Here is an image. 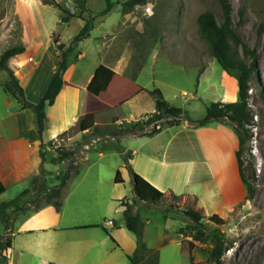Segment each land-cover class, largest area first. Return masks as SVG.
<instances>
[{
  "label": "rangeland",
  "instance_id": "1",
  "mask_svg": "<svg viewBox=\"0 0 264 264\" xmlns=\"http://www.w3.org/2000/svg\"><path fill=\"white\" fill-rule=\"evenodd\" d=\"M56 1L66 9L67 13L71 12L75 15L70 22H61L62 11L54 5L43 3L42 0H39L38 4H31L29 14L24 13L28 6L26 0H0V51L13 46H24L26 51L31 52L43 51V47L44 51H56L55 45L52 44V34L54 37L59 34V40L68 45L83 26L85 19L91 17L94 26L90 36L81 41L70 54L72 59H76L78 51L86 52L80 63L85 71L88 72L95 63L104 59L103 55L107 57L106 62L119 56L126 63L124 72L127 76L135 78L141 84L150 82L148 85L150 89L162 90L163 94L168 96L174 105L182 107L184 114L192 120L204 118L207 115L206 106L211 102H232L238 99L237 72L226 71L212 56L198 24V17L204 11H211L219 23L223 22L224 9L220 0H149L147 3L136 5L128 12L122 8V2L125 0H112L116 4L105 14L100 13L106 5L105 0H86L87 10L84 11L77 7V0ZM227 2L230 6L233 27L244 43L255 51L254 59L250 56L247 58L249 62L254 60L256 69L248 89V107L253 113V121L251 125H247L249 137L243 153L246 173L255 181L254 195L248 199L245 192L242 200L225 212L219 213L224 219L223 224L208 219V216L216 211L214 205L217 199L212 203L204 196L202 200L205 202L204 208L202 203H197L193 195L167 192L160 202H146L148 207L153 208H141L142 219L146 222L144 241L149 247L159 249V264H189L190 257H193V264H216L210 254L213 247L211 233L217 230L224 233L228 246L222 257L223 264H264V0H227ZM17 6L21 14L15 13ZM238 50L244 56L242 46H238ZM29 55H33L38 64L40 56L33 53ZM32 64L36 66L34 62ZM10 66L20 80V73L16 70L18 67L11 62ZM99 74L101 71L92 79L94 89L100 85ZM7 77V72L0 70V130L11 129L15 127L16 122V117L11 115L6 105V100L10 96L4 92L3 83ZM182 90H186V94H183ZM12 101L17 104L15 100ZM182 117L181 123L184 125V116ZM87 121L81 120L65 135L55 138L52 143L40 144L39 161L52 168V170L48 169L51 173L48 183L53 186L59 182L58 176L66 171L69 161L55 165L51 159L58 155L61 148L74 149L76 152L74 158L80 174L67 184L63 196L67 207L66 214L72 211L71 207L76 202L81 203L85 209L84 214L79 215L91 217L90 220L98 216L99 220L106 221L113 218L117 226H121L136 242L135 234L129 232L123 224L124 218L119 204H114L111 213H107L106 204L109 197L106 190L102 192L100 190L97 197L91 195L89 188L86 187L90 182H95L98 169L103 164L102 161L99 164L93 162L97 159L95 149L120 143V139L117 140L109 135L91 136L93 125L88 127ZM105 125L102 123L99 127L104 128ZM183 125L164 126V130L174 132ZM200 126L214 128L220 126L227 134L225 152L222 154L213 152L210 163L215 173L219 175L217 185L223 191L233 186L232 197L235 199L238 190L232 175V159L235 157L238 138L233 124L223 120L211 121ZM162 136L165 137V134L163 133ZM131 142L127 140L123 143L132 145ZM87 145L90 147L88 149L90 161H84L82 164L79 159L84 155ZM183 155L186 157V153ZM124 166L123 171L126 172L128 165ZM101 174L105 183L109 181L113 185L115 169L110 170V173L102 170ZM80 175H84L86 179L77 186ZM45 202L44 194L30 192L22 198L20 210L9 208L8 222L0 223V239L11 238L16 219L22 214L34 211ZM135 203H139L136 197ZM188 208L197 209L204 215L202 221L208 236L202 241H195L190 235L180 232L186 231L191 222L183 212ZM167 209H169L168 215L173 218L165 222L163 214H167ZM107 228L108 232L113 233L114 228L109 225ZM72 234L68 233V235ZM120 238L126 244L121 236ZM108 239L114 246L112 240ZM160 239L164 242L161 247H159ZM190 241H194L192 248ZM118 242L122 247H115V262L123 260L124 264H133L127 259L126 254L127 251L132 253L134 249L129 251L126 245L119 240ZM0 264H9L5 255L0 257Z\"/></svg>",
  "mask_w": 264,
  "mask_h": 264
},
{
  "label": "crops",
  "instance_id": "2",
  "mask_svg": "<svg viewBox=\"0 0 264 264\" xmlns=\"http://www.w3.org/2000/svg\"><path fill=\"white\" fill-rule=\"evenodd\" d=\"M26 1L28 6L24 13L29 14L31 4H38L39 0ZM18 6L15 11L17 14ZM3 52L0 51V55ZM96 52L103 53V51ZM31 53L40 56L36 66L28 60L30 56H33L29 55ZM85 55V51H78L76 59L69 57V67L64 74L63 87L54 102L47 103L44 108V129L41 136L35 127L34 114L31 109H22L21 105L16 100L17 104H15L11 97L6 100L7 108L11 115L16 117V122L15 127L0 130V184L4 189L0 193V203L12 199L22 189L30 186L31 179L39 172L41 162L38 157V148L40 144L50 142L59 134L69 131L81 120H88V127L113 121L116 123L129 122L145 118L154 112L157 100L160 98L174 105L162 90L150 89L148 86L150 82L141 84L135 78L127 76L124 72L126 63L121 57L117 56L114 60L106 62L107 57L103 55L104 59L95 63L87 72L80 65ZM13 57L16 59L12 60L11 57L9 64L11 62L18 67L16 70L20 73V82L27 98L37 102L52 74L58 68V52L44 51V47L43 51L35 52L26 51L25 48L24 52ZM100 71L101 78L98 80L100 85L94 89L92 79ZM182 91L183 94L186 92V90ZM184 122V125L181 123L180 125L183 126L174 132L165 131L164 128L153 136L127 135L120 139L119 145H106L95 149L97 159L93 162L99 164L102 161L103 164L98 169L95 182H90L86 187L89 188L91 195L97 197L100 190V192L106 190L109 197L106 204L107 213L110 214L114 209V204L118 203L124 218V206L120 199H126L132 203L141 218L142 207L153 208L148 207L146 202L135 203L132 178L128 170L123 171L126 165L124 157L126 151L131 153L128 163L132 168L165 193L193 195L197 203H202L204 208L205 202L202 201L204 196L209 199V202L217 199L214 213H223L244 198L246 191L239 175L236 154L232 159V175L238 190V196L235 199L232 197L233 186L223 191L217 185L219 175L215 173L210 163V156L213 152L221 154L225 152L226 132L220 126L216 128L199 127L195 122L190 123L186 120ZM163 133L165 137L162 136ZM127 140H131L132 145L123 143ZM119 146L123 148V151L119 150ZM237 147L236 145V149ZM89 148L88 145L85 146L86 150L79 159L80 163L90 161ZM183 153H186V157ZM47 168L52 170L51 167ZM112 169L116 172L121 171L123 183L114 182L111 185L109 181L104 182L101 177L102 170L110 173ZM79 174L80 170L72 175L69 182ZM80 176L77 186L86 179L84 175ZM66 189L67 185L63 188L60 206L45 203L38 210L22 214L16 219L11 233L12 246L5 253L8 263L124 264L123 260L121 262L114 260L115 247L121 248L122 246H118L111 239L106 232L108 231L107 225L114 228L113 233H110L116 241L119 240L126 245L129 251L136 248V242L132 236L126 233L121 226L118 227L113 218H109L113 220V224H109L108 220H99V216L90 220L91 217L79 215L84 214L85 209L81 203L76 202L71 207L72 211L66 214L65 208L67 207L63 201ZM163 218L166 222L173 217L166 216L164 213ZM123 221L125 226V218ZM90 225H102V227H86ZM91 229L100 231H90ZM165 230L167 231L168 227ZM68 233L73 234L68 235ZM108 238L112 240L114 246L110 244ZM159 242V247H161L164 242L161 239ZM118 244L121 245L119 242ZM127 253L130 252L127 251Z\"/></svg>",
  "mask_w": 264,
  "mask_h": 264
},
{
  "label": "trees",
  "instance_id": "3",
  "mask_svg": "<svg viewBox=\"0 0 264 264\" xmlns=\"http://www.w3.org/2000/svg\"><path fill=\"white\" fill-rule=\"evenodd\" d=\"M149 0H125L122 2V8L125 12L131 11L136 5L147 3ZM224 9L223 22L219 23L211 11H204L198 17V24L202 35L206 39L212 56L217 62L228 72L235 70L237 72V86L239 97L236 101L225 102L215 101L206 106L207 116L201 119L192 120L184 114V110L180 106L172 105L164 98L157 100L156 110L145 118L132 121H123L116 123L115 121L108 123L104 128H100L99 125H93L90 135L102 136L109 135L119 140L127 135H147L153 136L164 129V126L180 125L182 116L184 120L195 122L196 125H206L211 121H223L226 120L229 124H233L234 131L238 138V147L236 149V158L239 169L240 178L246 188V198L250 199L254 195V179L250 178L246 173L245 161L243 159V153L245 151V144L249 137L247 125H251L253 121V113L248 107V89L250 81L253 78V72L256 69L254 60L248 61V57H255V51L248 47L246 43L240 38L238 32L233 27V22L230 17V6L227 0H220ZM45 4H51L58 7L62 13L60 15V21L64 23L70 22L75 15L71 12H66V9L62 7L56 0H42ZM106 5L100 12L101 14L108 13L112 10L116 4L115 1L105 0ZM77 7L84 11L86 8V0H77ZM93 18L89 17L85 19L83 26L73 36L68 45L59 40V34L54 37L51 35L53 44L58 52V68L52 74L46 89L37 102L29 100L26 96L25 89L21 84L18 77L15 75L13 69L9 64V59L17 54H21L25 51L24 46L9 47L0 55V70L7 72V79L3 83L4 92L16 100L22 109L29 108L34 114V124L41 136L44 129V108L46 104L54 102L56 96L61 91L64 84V74L69 67V57L74 49L79 45L81 41L90 36L93 29ZM238 46H242L243 54L238 50ZM169 115H173V119H168ZM161 122V127H156V122ZM153 125V126H151ZM68 131H65L58 135L62 137ZM57 137V138H58ZM86 137V136H85ZM54 141L51 140L50 143ZM119 150L123 151V148L119 146ZM75 150H66L61 148L56 157L51 159V162L55 165L65 161H69L66 171L58 176L59 182L50 186L48 183L50 171L44 163H40L39 172L35 175L30 182V186L22 189L15 197L9 200L2 201L0 203V223L6 224L8 222V209L20 210V202L22 198L28 195L30 192L33 194H44L47 204H53L56 206L61 205V196L63 188L67 185L73 174L79 172L78 164L75 162ZM129 174L133 181V192L136 199L139 202H160L165 197V192L152 184L140 173L136 172L132 166L128 163L131 157V153L126 151L124 154ZM115 183H123L122 174L120 170H117ZM3 186L0 184V193L3 192ZM121 204L124 206L123 215L125 218L126 228L135 234L136 248L132 253H127L128 260L133 264H159V249L150 248L144 241V227L145 222L141 218L138 210L134 205L126 199H120ZM41 206H38L35 210H38ZM169 209L166 210V216ZM184 214L191 220L187 226L186 231L182 230L181 233L190 235L195 241H202L208 236L202 219L204 215L197 209L188 208L183 211ZM211 222L217 224H223L224 219L218 214L213 213L208 216ZM86 227H102V225H90ZM111 239L119 246L116 239L106 231ZM213 247L211 250V258L216 264H223L222 257L228 249L224 233L220 230L211 233ZM190 247L194 246V241H190ZM12 246V238L0 239V257L5 255L6 251ZM6 256V255H5ZM189 264H193V257H190Z\"/></svg>",
  "mask_w": 264,
  "mask_h": 264
},
{
  "label": "built area",
  "instance_id": "4",
  "mask_svg": "<svg viewBox=\"0 0 264 264\" xmlns=\"http://www.w3.org/2000/svg\"><path fill=\"white\" fill-rule=\"evenodd\" d=\"M28 60H29L30 62H34L35 64H37V62L35 61V59H34L33 56H30V57L28 58ZM184 94H186V92H185ZM167 118H168V119H173L174 117H173V115H169ZM156 123H157V124H156V127H157V128H160V127H161V122H160V121H157ZM151 126H153V125H151ZM108 223H109V224H113V220H112V219H109V220H108Z\"/></svg>",
  "mask_w": 264,
  "mask_h": 264
},
{
  "label": "water",
  "instance_id": "5",
  "mask_svg": "<svg viewBox=\"0 0 264 264\" xmlns=\"http://www.w3.org/2000/svg\"><path fill=\"white\" fill-rule=\"evenodd\" d=\"M187 122H189L188 120H186ZM191 123V122H190Z\"/></svg>",
  "mask_w": 264,
  "mask_h": 264
}]
</instances>
